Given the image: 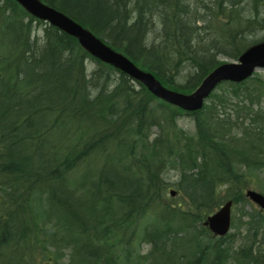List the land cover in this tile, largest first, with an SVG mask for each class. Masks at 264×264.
<instances>
[{
  "label": "trees",
  "instance_id": "1",
  "mask_svg": "<svg viewBox=\"0 0 264 264\" xmlns=\"http://www.w3.org/2000/svg\"><path fill=\"white\" fill-rule=\"evenodd\" d=\"M40 1L182 94L264 41V0ZM217 88L185 113L0 0V264H62L50 245L70 233L85 240L86 262L66 264H119L116 248L144 216L184 233L242 199L264 152V78ZM183 115L192 135L177 125ZM226 238L186 264L206 251L225 264ZM258 250L236 258L264 264Z\"/></svg>",
  "mask_w": 264,
  "mask_h": 264
},
{
  "label": "rangeland",
  "instance_id": "2",
  "mask_svg": "<svg viewBox=\"0 0 264 264\" xmlns=\"http://www.w3.org/2000/svg\"><path fill=\"white\" fill-rule=\"evenodd\" d=\"M225 62L232 61L226 60ZM89 68H93V63H90ZM254 74L264 78V70H256ZM220 89L216 88L214 92L222 94L223 91ZM209 102V100H206V105ZM177 125L187 134L192 135L194 133V122L191 117L181 116L177 120ZM248 128H250V125L245 122L243 129ZM258 158L257 160H260L261 166L251 168L246 174L247 180L243 191L244 199H239L231 205V220L226 235L227 238L220 243L215 241L224 251L225 264H248L245 259L236 258L239 249L254 247L259 249L258 252L262 253L264 251V246L260 247V243H264V210L259 209L245 197V192L248 190L258 192L264 196V152ZM165 195L167 197V192ZM42 207L45 210L46 204H42ZM54 221L55 219H53ZM202 229L200 226H195L194 229L184 233L180 231L173 232V230L158 224L152 215H146L134 226V234H131V240L127 243L126 241L122 242L116 248V258L119 260V264H186L195 259L205 245L210 243V234ZM69 237L71 239L64 235L63 241L56 238V242L50 245V249L55 251L58 249L57 252L60 253L59 262L62 264L68 263L71 259L86 262L84 255H81V251L86 244L85 240L75 233H70ZM225 243L227 246H224ZM77 245L82 248L77 247ZM85 248H87V244ZM205 253L208 255L205 262L201 264H209L212 261L211 253L209 251Z\"/></svg>",
  "mask_w": 264,
  "mask_h": 264
},
{
  "label": "water",
  "instance_id": "3",
  "mask_svg": "<svg viewBox=\"0 0 264 264\" xmlns=\"http://www.w3.org/2000/svg\"><path fill=\"white\" fill-rule=\"evenodd\" d=\"M29 15L41 20L59 31L75 38L78 44L96 60L108 64L133 81L143 85L155 98L179 108L186 113H194L218 85L224 82L241 83L256 70H264V41L246 49L235 62H225L206 75L197 88L189 94H182L164 87L151 73L138 68L124 55L105 45L75 21L63 13L43 4L40 0H13ZM174 195L173 192L170 193ZM245 197L264 210V196L248 190ZM231 202L228 201L203 222L213 237H224L230 227Z\"/></svg>",
  "mask_w": 264,
  "mask_h": 264
},
{
  "label": "bare ground",
  "instance_id": "4",
  "mask_svg": "<svg viewBox=\"0 0 264 264\" xmlns=\"http://www.w3.org/2000/svg\"><path fill=\"white\" fill-rule=\"evenodd\" d=\"M232 62H235V61H232Z\"/></svg>",
  "mask_w": 264,
  "mask_h": 264
}]
</instances>
